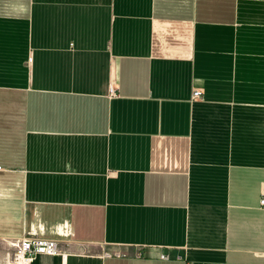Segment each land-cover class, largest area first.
<instances>
[{"label":"crops","instance_id":"crops-1","mask_svg":"<svg viewBox=\"0 0 264 264\" xmlns=\"http://www.w3.org/2000/svg\"><path fill=\"white\" fill-rule=\"evenodd\" d=\"M263 184L264 0H0V238L60 248L31 264H264Z\"/></svg>","mask_w":264,"mask_h":264},{"label":"built area","instance_id":"built-area-1","mask_svg":"<svg viewBox=\"0 0 264 264\" xmlns=\"http://www.w3.org/2000/svg\"><path fill=\"white\" fill-rule=\"evenodd\" d=\"M117 94L116 77L113 75L108 84V95ZM202 89L193 90V99L200 97ZM260 204L264 208V184L261 188ZM11 249L10 255L12 264H31L34 257L39 253L56 254L60 252L59 243L54 238L23 236L20 238L5 239ZM162 258H167L165 254Z\"/></svg>","mask_w":264,"mask_h":264},{"label":"rangeland","instance_id":"rangeland-1","mask_svg":"<svg viewBox=\"0 0 264 264\" xmlns=\"http://www.w3.org/2000/svg\"><path fill=\"white\" fill-rule=\"evenodd\" d=\"M8 252L11 253V249L8 247L7 242L0 238V264H11Z\"/></svg>","mask_w":264,"mask_h":264},{"label":"bare ground","instance_id":"bare-ground-1","mask_svg":"<svg viewBox=\"0 0 264 264\" xmlns=\"http://www.w3.org/2000/svg\"><path fill=\"white\" fill-rule=\"evenodd\" d=\"M11 264H12V261H11Z\"/></svg>","mask_w":264,"mask_h":264}]
</instances>
